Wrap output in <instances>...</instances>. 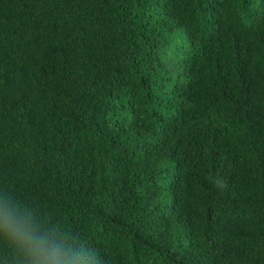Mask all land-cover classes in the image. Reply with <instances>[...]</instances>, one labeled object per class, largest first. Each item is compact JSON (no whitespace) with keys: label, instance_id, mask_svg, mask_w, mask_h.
I'll use <instances>...</instances> for the list:
<instances>
[{"label":"trees","instance_id":"trees-1","mask_svg":"<svg viewBox=\"0 0 264 264\" xmlns=\"http://www.w3.org/2000/svg\"><path fill=\"white\" fill-rule=\"evenodd\" d=\"M0 188L104 264H264V0H0Z\"/></svg>","mask_w":264,"mask_h":264},{"label":"clouds","instance_id":"clouds-1","mask_svg":"<svg viewBox=\"0 0 264 264\" xmlns=\"http://www.w3.org/2000/svg\"><path fill=\"white\" fill-rule=\"evenodd\" d=\"M0 241L10 251L0 264H104L85 239L53 225L10 188H0Z\"/></svg>","mask_w":264,"mask_h":264}]
</instances>
